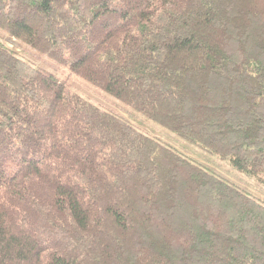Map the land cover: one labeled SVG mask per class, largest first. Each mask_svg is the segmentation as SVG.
Masks as SVG:
<instances>
[{
  "label": "trees",
  "instance_id": "1",
  "mask_svg": "<svg viewBox=\"0 0 264 264\" xmlns=\"http://www.w3.org/2000/svg\"><path fill=\"white\" fill-rule=\"evenodd\" d=\"M0 33L264 187V0H0ZM141 128L0 41V264H264V200Z\"/></svg>",
  "mask_w": 264,
  "mask_h": 264
},
{
  "label": "rangeland",
  "instance_id": "2",
  "mask_svg": "<svg viewBox=\"0 0 264 264\" xmlns=\"http://www.w3.org/2000/svg\"><path fill=\"white\" fill-rule=\"evenodd\" d=\"M0 41L4 43L8 48H14L17 50L18 55L37 65L38 67H42L45 71L56 76L60 81L64 82L69 89L78 93L84 98L90 100L94 104L99 107L108 109L113 111L114 113L124 117L125 119L133 122L138 125L139 128L145 130L150 135H155L165 142L170 144L172 147L176 148L183 154H186L195 160L208 165L211 169H213L216 173L222 175L223 177L231 180L240 188L250 192L251 194L261 198L264 200V187L257 184L254 180L246 178L245 176L237 173L232 168H230L226 163L214 158L209 157L202 154L200 151L191 148L188 144L180 141L173 134L159 127L155 123L148 120L146 117V121L144 117L140 114L136 113L129 107L119 103L118 101L112 99L110 96L94 87L93 85L83 81L82 79L76 77L69 70L46 57L40 56L27 47L21 45L19 42H10V40L0 33ZM152 128V130H148Z\"/></svg>",
  "mask_w": 264,
  "mask_h": 264
}]
</instances>
